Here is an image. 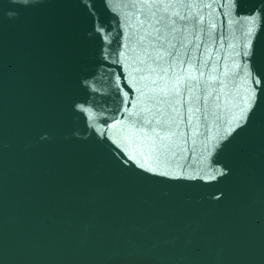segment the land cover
<instances>
[{
  "label": "water",
  "instance_id": "1",
  "mask_svg": "<svg viewBox=\"0 0 264 264\" xmlns=\"http://www.w3.org/2000/svg\"><path fill=\"white\" fill-rule=\"evenodd\" d=\"M0 264H264V0H0Z\"/></svg>",
  "mask_w": 264,
  "mask_h": 264
}]
</instances>
